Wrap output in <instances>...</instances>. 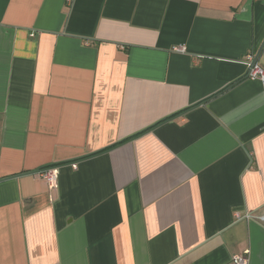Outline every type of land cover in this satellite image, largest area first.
I'll return each instance as SVG.
<instances>
[{"label": "crops", "instance_id": "0c3cea01", "mask_svg": "<svg viewBox=\"0 0 264 264\" xmlns=\"http://www.w3.org/2000/svg\"><path fill=\"white\" fill-rule=\"evenodd\" d=\"M250 56L264 0H0V264H264Z\"/></svg>", "mask_w": 264, "mask_h": 264}, {"label": "built area", "instance_id": "2783aa9c", "mask_svg": "<svg viewBox=\"0 0 264 264\" xmlns=\"http://www.w3.org/2000/svg\"><path fill=\"white\" fill-rule=\"evenodd\" d=\"M249 59L250 60L248 61V63H246V66L248 68V78L253 81L258 80L262 84H264V69L260 65L254 64L253 57L250 56ZM40 174L41 177L47 182L50 188H55L58 186L60 168L48 167L42 170ZM235 216L237 220H241L242 218H247V219L252 218L250 214H246L245 216H242L238 212L236 213ZM260 220L264 222V216H261ZM233 264H248L247 258L245 257V255H238L233 259Z\"/></svg>", "mask_w": 264, "mask_h": 264}, {"label": "water", "instance_id": "95a60500", "mask_svg": "<svg viewBox=\"0 0 264 264\" xmlns=\"http://www.w3.org/2000/svg\"><path fill=\"white\" fill-rule=\"evenodd\" d=\"M254 64H256V60L254 61Z\"/></svg>", "mask_w": 264, "mask_h": 264}]
</instances>
